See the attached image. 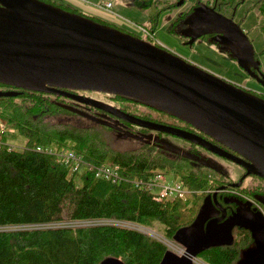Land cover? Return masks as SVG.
Returning <instances> with one entry per match:
<instances>
[{"label": "trees", "instance_id": "1", "mask_svg": "<svg viewBox=\"0 0 264 264\" xmlns=\"http://www.w3.org/2000/svg\"><path fill=\"white\" fill-rule=\"evenodd\" d=\"M41 1H50L93 20L96 17L66 2ZM201 1L204 0L192 5ZM245 1L207 0L228 17H235L234 12ZM248 1L258 14L264 35V0ZM132 3L150 12L151 22L145 27L151 33H155L160 14L176 6L168 0H132ZM185 14L174 21L173 30ZM153 44L160 46L155 40ZM257 68L264 74L260 64ZM4 85L0 83V90L20 94L0 97V115L26 138V144L9 149L6 143H0V264H99L107 257L120 258L124 264H159L168 249L163 241L117 223L6 229L11 225L116 219L151 226L156 221L164 225L166 236L173 239L180 230L194 228L204 232L206 222L220 213L214 192L218 202L228 209L235 210L238 205L233 196L252 198L264 207L263 178L251 175V184L231 186L234 180L225 172L199 161L197 144L189 142V154H171L151 137L163 132L129 123L69 97L15 86L1 88ZM64 90L85 95L84 90ZM103 96L106 103L121 110L195 132L229 150L197 127L153 106L125 96L105 93ZM258 96L264 98V94ZM149 108L160 111L168 120L156 117ZM53 144L58 151L74 150L78 154L77 169L73 160L67 162L38 149L51 148ZM102 164L115 166L116 177L96 176L95 170ZM161 171L173 174L187 187L184 197L159 200L144 184L135 185V180L145 181ZM225 185L227 189L222 190ZM207 204L213 212L203 217L201 213ZM224 225V221L219 223L220 227ZM232 234L233 244L213 241L199 257L210 264H241L244 250L255 244V236L247 225L239 222L232 223Z\"/></svg>", "mask_w": 264, "mask_h": 264}, {"label": "water", "instance_id": "2", "mask_svg": "<svg viewBox=\"0 0 264 264\" xmlns=\"http://www.w3.org/2000/svg\"><path fill=\"white\" fill-rule=\"evenodd\" d=\"M195 11L196 22L201 15L204 22L222 30L225 43L239 45L254 59L251 40L233 16H225L202 2ZM206 33H196L185 44L192 45ZM0 83L66 96L129 123L204 147L244 167L246 172L230 184L233 187H239L249 175L264 179V98L122 29L41 0H0ZM65 88L138 100L197 127L229 150L195 132L146 120L109 103L70 94ZM19 94L0 90V97ZM213 199L221 214L206 222L203 233L194 228L178 231L173 239L187 253L167 249L159 264H194L203 248L219 240L214 238L217 227L224 231L220 241L233 244L232 225L219 227L227 210L218 202L217 192ZM260 222L261 230H256L255 237L260 246L256 248L255 241L248 259H242L241 264H264V219ZM250 229L255 231L252 226ZM99 264L124 262L107 257Z\"/></svg>", "mask_w": 264, "mask_h": 264}, {"label": "rangeland", "instance_id": "3", "mask_svg": "<svg viewBox=\"0 0 264 264\" xmlns=\"http://www.w3.org/2000/svg\"><path fill=\"white\" fill-rule=\"evenodd\" d=\"M61 2H66L74 7L83 10L81 7L82 2L91 1L95 7H98V13L92 14L95 17V21L110 25L119 29H122L125 32H129L131 34L139 36L141 39L153 42L154 40L148 39L145 34L136 33L130 30L131 25L133 23H139L138 25L149 26L150 25V12L148 10L142 9L135 4L132 3V0H105L111 1L112 7L109 10H106L100 6L103 0H59ZM175 1V0H171ZM197 0H186L184 3L178 1L177 5L170 9L162 12L159 17V23L155 28V39L158 41L160 46L166 48L187 60L199 65L200 67L246 89L249 90L253 94L261 95L264 94V81L262 79L263 75L259 71L250 72L249 69L242 65V63L236 59L231 58L224 50L218 49L214 44L208 42L204 38H199L192 45L185 44V37L179 33V31L173 30V22L177 19L181 12L187 10L189 6L194 4ZM48 4L53 5L52 2H47ZM251 2L246 0L244 3L240 4L235 13L234 20L240 24L242 29L246 32L249 39L251 40L254 59H250L260 64L262 71L264 72V35L260 28L259 17L253 8L250 7ZM55 6V5H53ZM86 10V9H84ZM87 11V10H86ZM196 17L198 16L197 11L193 12ZM94 19V18H93ZM105 20V21H104ZM193 22V21H192ZM191 22V23H192ZM189 23L188 25H191ZM189 26L185 27L187 29ZM255 74V75H254ZM85 96L99 100L102 102H106L102 92L84 90ZM143 108V106H142ZM147 109V108H146ZM149 110L157 117L160 116L161 119L168 120V117L161 114L160 111L153 110L149 108ZM80 123H85L80 121ZM4 125L5 127H10V129H14L13 132L8 133L6 136V141L14 144L17 148L25 146L26 138L21 135L16 127L8 122V120L0 115V125ZM158 144L162 145L166 150H168L171 154H189L190 151V143L189 141L174 136L172 134H156L153 133L151 136ZM53 147L54 144H53ZM199 161L208 162L215 167L221 169L225 172L232 180L237 181L241 174L244 171V167L241 165L221 157L205 148L199 147ZM173 175V174H172ZM253 182L252 176H248L244 179L242 186H247ZM238 205L235 208L233 215H242L251 207V202L249 199L240 198L238 196H233ZM212 209L208 207L203 208L201 215L203 217H207V215L212 214ZM73 222L71 220H65L60 223H69ZM86 225L100 224V223H117L121 224L128 228H133L144 233H147L158 240L163 241L168 247V249L173 250L176 253L181 254L180 248H184L182 244L178 243L174 239L169 238L165 234L164 225L159 222H152L151 226L142 225L139 223L131 222V221H118L116 219H105V220H85L80 222ZM9 229V228H6ZM13 230V229H12ZM254 244L251 245L250 248L244 250L243 253V261L248 259L247 255L250 253ZM196 264H210L205 261L203 258L197 257L194 258ZM197 261V262H196Z\"/></svg>", "mask_w": 264, "mask_h": 264}, {"label": "flooded vegetation", "instance_id": "4", "mask_svg": "<svg viewBox=\"0 0 264 264\" xmlns=\"http://www.w3.org/2000/svg\"><path fill=\"white\" fill-rule=\"evenodd\" d=\"M168 1L173 2L171 0H168ZM178 1H180V0H175L173 3H175L177 5ZM184 2L185 1L183 0V3ZM201 2L206 4V6L213 7V5L210 2H207V0H204ZM197 6H198L197 4L194 6L191 5V6H189V8L187 10L180 13V15L181 14L183 15L185 12H187V14H185L182 17L181 21L176 25L175 30L177 29L179 31V33H181L185 37L184 41L185 42L188 41L191 38V36L195 35L196 33L207 31L206 34H204L203 36H201L199 38L206 39L208 42L214 44L218 49L224 50L231 58L238 59L242 63V65L246 66L249 69L250 72L252 71V73H253L254 71H259L257 68L258 64L255 61L250 60L251 58H249V56H248V54H249L248 50L240 48V46L237 44L229 45L223 41L222 34H221L222 30L219 27H217L215 25H211L207 22H204L203 17L201 15H199V19L196 22V19H194V16H193V12H194V8L196 9ZM234 14H235V12H234ZM233 18H234V15H233ZM189 23H191V25H188ZM187 26H189V27L187 29H185V27H187ZM199 38H197V39H199ZM196 40H195V42H196ZM10 87L11 86H9L7 84H5L4 86H1V88H3V89L10 88ZM199 147H201V146H199ZM201 148H204V147H201ZM245 172H246V170H245ZM241 177H242V174H241L240 178ZM246 177H248V176H246ZM244 179H243V181H244ZM240 186H242V184ZM249 200L251 202V207L246 212H244L241 216L238 214L236 216L233 215V213L235 211L234 209H228L224 205L221 204L227 210V216L225 217V219L223 221L225 222V224L229 223L230 225H232V223H236V222H241V223L243 222L245 224V226L247 225L249 227V229L252 226V229H255V231L251 230V229H250V231L252 232V234L255 237H257L256 230H261L260 218L264 219V215L259 208L260 205L255 203L252 198H249ZM219 211H220V209H219ZM220 214H221V211L218 215H220ZM218 215H216V216H218ZM216 216H214V217H216ZM216 229H217L216 230L217 235L214 236V238L217 237V239L222 240V238H224V231H222L218 227ZM255 241H257V238L255 239ZM259 246H260V244H258V241H257L256 248H258ZM261 259H263V257H261Z\"/></svg>", "mask_w": 264, "mask_h": 264}, {"label": "built area", "instance_id": "5", "mask_svg": "<svg viewBox=\"0 0 264 264\" xmlns=\"http://www.w3.org/2000/svg\"><path fill=\"white\" fill-rule=\"evenodd\" d=\"M100 6L106 10H109L112 7V2L110 1H103L101 2ZM139 32L149 36L150 38L155 39V34L151 33L146 27L142 25H137ZM158 42V41H157ZM14 129H10V127H5L3 124L0 125V143H6L9 146V149L16 147L14 144L7 142L6 137L8 133L13 132ZM40 150L48 151L51 154L58 155V159L65 160L67 162L73 160L74 169L78 167V154L74 150H64L58 151L56 147L51 148H41ZM116 167L109 164H102L96 168L95 174L98 177H105V178H112L116 177L117 173L115 171ZM140 184H144L145 187L150 190L153 195L161 200L163 198H173V197H184L188 191L187 187L177 178L173 177L172 174H167L164 171L156 172L152 176L146 178L145 181L142 180H135V185L139 186ZM261 212L264 215V208L259 207ZM73 222L69 223H60L63 221L57 222H42V223H32V224H20V225H11L9 229H41V228H54V227H78L84 226V224L80 223L85 220H71ZM98 221V220H93ZM93 224V223H92Z\"/></svg>", "mask_w": 264, "mask_h": 264}, {"label": "crops", "instance_id": "6", "mask_svg": "<svg viewBox=\"0 0 264 264\" xmlns=\"http://www.w3.org/2000/svg\"><path fill=\"white\" fill-rule=\"evenodd\" d=\"M103 1H105V0H103ZM103 1H102V2H103ZM81 2H82V5H83V6H81V7H83L84 9L87 10V11H86V10L83 9V11H85V12H87V13H89V14H95V13H98L99 8H98V7H95V6L92 4L91 1H89V2L81 1ZM133 24H134V25H133V26L131 25L130 30L133 31V32L138 33V32H139V29H138L137 25H138L139 23H133Z\"/></svg>", "mask_w": 264, "mask_h": 264}, {"label": "bare ground", "instance_id": "7", "mask_svg": "<svg viewBox=\"0 0 264 264\" xmlns=\"http://www.w3.org/2000/svg\"><path fill=\"white\" fill-rule=\"evenodd\" d=\"M180 252H181V254H186L187 253L186 250H185V248H180Z\"/></svg>", "mask_w": 264, "mask_h": 264}]
</instances>
